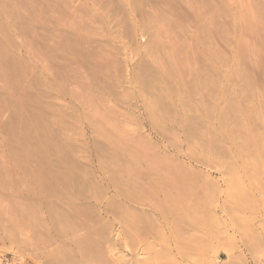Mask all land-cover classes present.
<instances>
[{
    "label": "rangeland",
    "instance_id": "rangeland-1",
    "mask_svg": "<svg viewBox=\"0 0 264 264\" xmlns=\"http://www.w3.org/2000/svg\"><path fill=\"white\" fill-rule=\"evenodd\" d=\"M256 1L0 0V264H264Z\"/></svg>",
    "mask_w": 264,
    "mask_h": 264
},
{
    "label": "bare ground",
    "instance_id": "bare-ground-1",
    "mask_svg": "<svg viewBox=\"0 0 264 264\" xmlns=\"http://www.w3.org/2000/svg\"><path fill=\"white\" fill-rule=\"evenodd\" d=\"M257 2H259L258 4H256ZM256 5L259 7V8H264V0H259V1H256ZM261 4V5H260ZM261 6H263V7H261ZM262 10H264V9H262ZM169 63V62H168ZM159 70H161V69H159ZM164 72V71H163ZM168 72H166V74H167ZM261 73V72H260ZM147 74V73H146ZM171 75V74H170ZM180 75V74H179ZM149 76V75H148ZM167 76V75H166ZM169 76V75H168ZM150 77V76H149ZM180 77V76H179ZM259 77H261V75H259ZM152 78V77H151ZM262 78H263V85H264V63H263V67H262ZM261 79V78H260ZM149 80V79H148ZM177 80V79H176ZM154 81V80H153ZM154 83V82H153ZM171 84V83H170ZM154 85V84H153ZM153 85H151V86H153ZM262 95V96H261ZM260 96H261V98H263V100H264V89H263V91H262V93L260 92ZM255 97V96H254ZM259 99V98H258ZM260 101V100H259ZM262 103V102H261ZM264 103V102H263ZM260 107H261V105H260ZM171 108V107H170ZM256 108V107H255ZM174 109V108H173ZM175 111V110H174ZM167 115H169V113L167 114ZM173 115V114H172ZM174 117H175V115H173ZM172 116V117H173ZM255 117V116H254ZM175 119V118H174ZM257 119V118H256ZM252 124V123H251ZM258 124V123H257ZM256 124V125H257ZM255 125V124H254ZM253 125V126H254ZM262 125V124H261ZM255 128V127H254ZM258 130H254V132H255V135H257L258 133H256ZM259 132V131H258ZM253 134V133H252ZM261 135V134H260ZM256 136H254V138H255ZM257 137H258V135H257ZM257 137H256V139H257ZM261 137V136H260ZM251 139V138H250ZM244 140H245V138H244ZM258 140V139H257ZM256 141V140H255ZM250 142H251V140H250ZM264 146V145H263ZM257 149V148H256ZM261 149V148H260ZM264 149V148H263ZM171 151V150H170ZM164 152V153H163ZM162 153H160V155L162 156V158L160 157L157 161H156V159L154 160L155 161V163H156V167H158V172L160 171L162 174H164V175H168V176H171L172 175V177H173V175H175V176H178V175H180V176H183L184 177V175L186 174L187 176H189L188 174H190V173H192V170H194V169H190V166L189 165H185V163L183 162V161H181L180 162V160L177 158V157H175L174 155H168L167 154V152L166 151H163ZM176 152V151H175ZM259 153V152H258ZM159 155V156H160ZM177 155V154H176ZM159 156H157V158L159 157ZM259 157V156H258ZM52 162V161H51ZM40 164V163H39ZM26 165V164H25ZM47 166V165H46ZM189 167V168H188ZM51 171V170H50ZM43 172V171H42ZM159 172V173H160ZM194 172V171H193ZM37 173V172H36ZM50 173V172H49ZM178 174V175H177ZM183 174V175H182ZM193 174V173H192ZM196 174V173H195ZM186 175H185V177H186ZM42 176V175H41ZM174 176V177H175ZM191 176V175H190ZM189 176V177H190ZM44 177V176H43ZM179 177V176H178ZM177 178V177H176ZM39 180H41V179H39ZM47 182V181H46ZM147 186H148V184H147ZM150 188V187H149ZM149 188H148V190H149ZM150 189H152V188H150ZM154 190V189H153ZM151 191V190H150ZM250 217V216H249Z\"/></svg>",
    "mask_w": 264,
    "mask_h": 264
}]
</instances>
